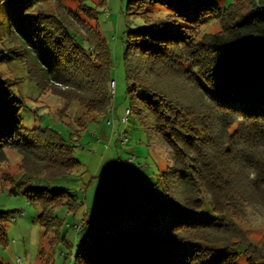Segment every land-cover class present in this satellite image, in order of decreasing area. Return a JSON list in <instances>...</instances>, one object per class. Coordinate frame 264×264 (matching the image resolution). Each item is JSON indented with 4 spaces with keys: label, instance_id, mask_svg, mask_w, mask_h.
Returning a JSON list of instances; mask_svg holds the SVG:
<instances>
[{
    "label": "trees",
    "instance_id": "16d2710c",
    "mask_svg": "<svg viewBox=\"0 0 264 264\" xmlns=\"http://www.w3.org/2000/svg\"><path fill=\"white\" fill-rule=\"evenodd\" d=\"M90 1L78 0L83 18L62 0H0V67L10 56L19 59L42 92L63 100L62 116L74 101L87 114H107L112 105V53L98 24L90 23L96 20ZM151 3L172 13L153 20ZM127 14L148 26L125 34L126 97L130 112L170 148L166 199H154L151 208L156 204L172 219L161 229L122 232L117 248L103 242L100 230L75 264H171L157 251L161 237L175 246L201 245L180 264H235L237 247L248 264H264V246L254 245L235 221L264 215V0L224 8L218 0H130ZM207 18H219L221 28L201 35ZM17 80L0 70V169L8 149L22 155L20 176L0 172V181L41 206L48 233L60 225L54 210L74 211L78 203L68 188L41 182L69 178L78 161L57 131L22 125L12 90ZM205 202L216 218L195 216ZM11 215L0 212L4 244Z\"/></svg>",
    "mask_w": 264,
    "mask_h": 264
},
{
    "label": "rangeland",
    "instance_id": "374dc122",
    "mask_svg": "<svg viewBox=\"0 0 264 264\" xmlns=\"http://www.w3.org/2000/svg\"><path fill=\"white\" fill-rule=\"evenodd\" d=\"M234 1L218 0V3L224 8ZM62 2L81 15L78 0ZM129 2H88L94 7L96 17L90 23L98 24L112 53L113 99L107 114H87L85 108L74 101L62 116L63 100L50 92H42L19 59L10 56L7 65L0 67L1 71L18 79L12 90L19 101L22 125L28 130L57 131L73 146V157L78 161V167L69 178L41 182L53 190L68 188L78 203L74 211L68 206L55 209L60 225L48 233L39 220L41 206L29 202L22 194H15L9 183L0 181V212L12 214L4 222L8 243L0 242V264H75L79 249L98 237L100 230L105 235L103 242L117 248L123 242L117 237L122 232L148 226L161 229L172 219L156 204L151 208L154 199H166L167 177L173 168L170 148L163 136L155 128L144 126L133 111L127 115L132 105L126 97L125 34L128 29L141 30L148 26L143 18L128 16ZM149 9L153 20L165 19L172 13L161 3H151ZM171 27L169 24L168 28ZM220 28L219 18H207L201 26V35ZM7 155L8 160L0 172L19 177L22 155L15 149H8ZM195 216L217 217L207 202ZM147 220L150 225H145ZM235 221L254 245L264 246V215L250 213L247 218ZM124 243L132 245L128 240ZM137 245L142 251L147 250L143 243ZM199 246L191 243L175 246L161 237L157 251L171 264H180ZM235 250L240 254L235 264H248L243 248Z\"/></svg>",
    "mask_w": 264,
    "mask_h": 264
},
{
    "label": "built area",
    "instance_id": "2783aa9c",
    "mask_svg": "<svg viewBox=\"0 0 264 264\" xmlns=\"http://www.w3.org/2000/svg\"><path fill=\"white\" fill-rule=\"evenodd\" d=\"M130 114V110L127 111V115ZM128 119V116L125 117V120ZM14 220H16V217H13Z\"/></svg>",
    "mask_w": 264,
    "mask_h": 264
}]
</instances>
